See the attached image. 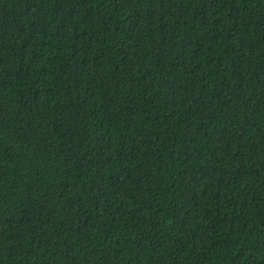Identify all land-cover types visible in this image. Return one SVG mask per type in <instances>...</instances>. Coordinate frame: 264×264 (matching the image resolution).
I'll return each mask as SVG.
<instances>
[{
    "label": "trees",
    "instance_id": "trees-1",
    "mask_svg": "<svg viewBox=\"0 0 264 264\" xmlns=\"http://www.w3.org/2000/svg\"><path fill=\"white\" fill-rule=\"evenodd\" d=\"M0 264H264V0H0Z\"/></svg>",
    "mask_w": 264,
    "mask_h": 264
}]
</instances>
